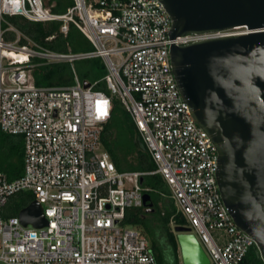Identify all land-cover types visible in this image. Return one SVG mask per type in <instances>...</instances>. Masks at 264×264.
Wrapping results in <instances>:
<instances>
[{
    "label": "built area",
    "instance_id": "obj_1",
    "mask_svg": "<svg viewBox=\"0 0 264 264\" xmlns=\"http://www.w3.org/2000/svg\"><path fill=\"white\" fill-rule=\"evenodd\" d=\"M72 1L56 13L44 0H0V128L22 135L25 150L20 177L10 180L0 172V264H158L148 237L123 224L127 208L145 206L149 188L142 177L148 173L163 176L210 264H243L253 249L264 264L255 238L236 224L222 199L216 145L194 120L170 54L173 43L241 32L172 38L173 19L161 0ZM19 21H62V34H49L44 42L66 36L73 24L91 49L76 51L68 42L64 51L49 48L21 30ZM3 24L15 40H5ZM21 38L27 42L20 44ZM32 57L69 62L74 83L37 86ZM90 58L102 59L111 93L90 80L85 87L87 79L77 75L74 63ZM115 96L134 121L153 171L119 170L103 148ZM21 192L34 194L47 225L5 216Z\"/></svg>",
    "mask_w": 264,
    "mask_h": 264
},
{
    "label": "water",
    "instance_id": "obj_2",
    "mask_svg": "<svg viewBox=\"0 0 264 264\" xmlns=\"http://www.w3.org/2000/svg\"><path fill=\"white\" fill-rule=\"evenodd\" d=\"M173 19L170 36L244 27L235 35L173 43L171 61L181 94L219 155L217 182L236 224L264 255V0H161ZM91 82L84 80V86ZM152 206L150 194L144 205ZM24 225L43 227L42 205L19 213ZM183 264H210L197 236L174 225Z\"/></svg>",
    "mask_w": 264,
    "mask_h": 264
},
{
    "label": "trees",
    "instance_id": "obj_3",
    "mask_svg": "<svg viewBox=\"0 0 264 264\" xmlns=\"http://www.w3.org/2000/svg\"><path fill=\"white\" fill-rule=\"evenodd\" d=\"M44 2L56 13H64L73 3L72 0H44ZM19 22L18 25L21 30L30 34L36 41L45 43L49 48L64 51L67 50L66 42H68L76 51L91 49L89 41L73 24H71L66 36L59 35L58 38L52 41L44 42L45 37L49 34L54 32L62 34L60 33L62 21H48L46 23ZM2 28L5 29L4 38L6 41L16 39V33L12 30H6V24H3ZM76 34H78L77 38H74ZM26 42L24 38L19 40L20 44ZM31 63L33 64L32 75L37 86L70 85L74 83V73L69 62L48 63L44 59L32 57ZM74 68L81 79L92 81L95 89L103 90V84L107 87V83L102 78L107 70L101 58L76 61ZM101 143L103 148L110 153L119 170L150 172L155 169L150 154L138 136L134 121L116 96L111 118L101 135ZM24 155L23 136L6 133L0 128V172L5 173L10 180L20 177L24 172ZM142 178L143 187L149 188L153 205L149 207L147 204L142 207L127 208L123 224L139 228L148 237L158 264H170L167 260L166 251L160 246L161 238L166 241L167 247L170 249L173 264H180L178 259L180 248L172 224L185 225L187 223L186 219L181 213L177 212L173 199L168 195V186L161 174L148 173ZM34 200L35 196L31 192H21L14 195L4 211L5 216H18L20 211ZM155 210L158 212L159 218L155 225H149L147 215ZM255 263H259V260L256 251L253 249L245 258L243 264Z\"/></svg>",
    "mask_w": 264,
    "mask_h": 264
},
{
    "label": "rangeland",
    "instance_id": "obj_4",
    "mask_svg": "<svg viewBox=\"0 0 264 264\" xmlns=\"http://www.w3.org/2000/svg\"><path fill=\"white\" fill-rule=\"evenodd\" d=\"M245 30H246V28H244V27H237V28L228 29V32H232V33H234V32H243ZM77 35L78 34H76V36H74V38H77ZM102 78H104V77H102ZM102 86H103V90L104 91H107V92L111 93L109 89L107 90L108 86L106 87L104 84ZM158 218H159L158 212L155 210V211H153V212H151L150 214L147 215V223L149 225L150 224L151 225H155V223H157V219ZM173 227H174V224H172V229H173ZM160 241H161L160 242V246L166 251L167 260L169 261L170 264H173V257L170 254L171 252H170V249L167 247L166 241L163 238H161ZM178 259H179V263L183 264L181 252L179 253ZM255 264H260V261H259V263H255Z\"/></svg>",
    "mask_w": 264,
    "mask_h": 264
},
{
    "label": "flooded vegetation",
    "instance_id": "obj_5",
    "mask_svg": "<svg viewBox=\"0 0 264 264\" xmlns=\"http://www.w3.org/2000/svg\"><path fill=\"white\" fill-rule=\"evenodd\" d=\"M153 209H155V208H153Z\"/></svg>",
    "mask_w": 264,
    "mask_h": 264
}]
</instances>
